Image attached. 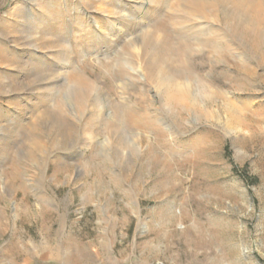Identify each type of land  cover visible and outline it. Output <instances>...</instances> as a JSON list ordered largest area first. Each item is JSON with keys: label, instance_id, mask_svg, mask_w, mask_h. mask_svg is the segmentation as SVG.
<instances>
[{"label": "rangeland", "instance_id": "374dc122", "mask_svg": "<svg viewBox=\"0 0 264 264\" xmlns=\"http://www.w3.org/2000/svg\"><path fill=\"white\" fill-rule=\"evenodd\" d=\"M0 264H264V0H0Z\"/></svg>", "mask_w": 264, "mask_h": 264}]
</instances>
